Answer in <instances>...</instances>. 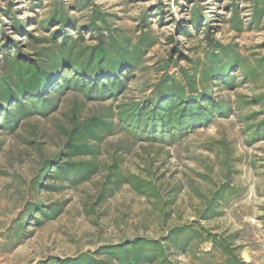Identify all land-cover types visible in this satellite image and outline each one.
Returning a JSON list of instances; mask_svg holds the SVG:
<instances>
[{
	"label": "rangeland",
	"instance_id": "1",
	"mask_svg": "<svg viewBox=\"0 0 264 264\" xmlns=\"http://www.w3.org/2000/svg\"><path fill=\"white\" fill-rule=\"evenodd\" d=\"M0 264H264V0H0Z\"/></svg>",
	"mask_w": 264,
	"mask_h": 264
}]
</instances>
